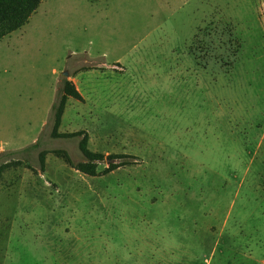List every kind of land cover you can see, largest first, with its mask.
I'll return each mask as SVG.
<instances>
[{
  "label": "rangeland",
  "instance_id": "rangeland-1",
  "mask_svg": "<svg viewBox=\"0 0 264 264\" xmlns=\"http://www.w3.org/2000/svg\"><path fill=\"white\" fill-rule=\"evenodd\" d=\"M67 79L85 100L60 131L126 156L94 177L54 154L84 161L81 138L51 136ZM15 161L0 264H264V0H45L0 40Z\"/></svg>",
  "mask_w": 264,
  "mask_h": 264
},
{
  "label": "trees",
  "instance_id": "trees-1",
  "mask_svg": "<svg viewBox=\"0 0 264 264\" xmlns=\"http://www.w3.org/2000/svg\"><path fill=\"white\" fill-rule=\"evenodd\" d=\"M44 0H0V40L20 30L27 25L33 14L39 9ZM91 2H98L101 0H89ZM73 98L79 102H84V97L76 87V85L66 80L61 87L56 102L52 107L53 130L52 138L54 139H75L81 138L79 148L84 157V161L75 163L71 155L66 150H56L54 154L62 158L69 166L75 168L89 176H97L99 174V165L106 159L115 160L126 158L122 156H109L108 158L99 152H94L89 148L90 137L86 131H78L73 133H62L60 131L63 117L65 114L68 100ZM49 153L43 151L39 155L40 169L45 170L46 157ZM19 161L5 163L0 166V178L2 174L13 167L20 165ZM126 165L125 163L112 164L108 172H113L119 167Z\"/></svg>",
  "mask_w": 264,
  "mask_h": 264
},
{
  "label": "crops",
  "instance_id": "crops-1",
  "mask_svg": "<svg viewBox=\"0 0 264 264\" xmlns=\"http://www.w3.org/2000/svg\"><path fill=\"white\" fill-rule=\"evenodd\" d=\"M44 1H45V0H44ZM44 1H43V3H44ZM43 3H42V4H43ZM42 4H41V5H42ZM70 99H71V98H70ZM68 101H69V100H68Z\"/></svg>",
  "mask_w": 264,
  "mask_h": 264
},
{
  "label": "water",
  "instance_id": "water-1",
  "mask_svg": "<svg viewBox=\"0 0 264 264\" xmlns=\"http://www.w3.org/2000/svg\"><path fill=\"white\" fill-rule=\"evenodd\" d=\"M66 76L68 75V73L67 74H65Z\"/></svg>",
  "mask_w": 264,
  "mask_h": 264
}]
</instances>
